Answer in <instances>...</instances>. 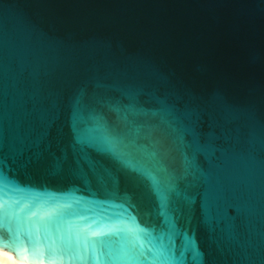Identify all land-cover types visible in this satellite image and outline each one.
Returning a JSON list of instances; mask_svg holds the SVG:
<instances>
[{
  "label": "water",
  "instance_id": "obj_1",
  "mask_svg": "<svg viewBox=\"0 0 264 264\" xmlns=\"http://www.w3.org/2000/svg\"><path fill=\"white\" fill-rule=\"evenodd\" d=\"M0 170L17 258L264 264V0H0Z\"/></svg>",
  "mask_w": 264,
  "mask_h": 264
},
{
  "label": "snow or ice",
  "instance_id": "obj_2",
  "mask_svg": "<svg viewBox=\"0 0 264 264\" xmlns=\"http://www.w3.org/2000/svg\"><path fill=\"white\" fill-rule=\"evenodd\" d=\"M83 128H84L83 125H78L74 133V135L77 137V142L82 146V148H87L89 146H95L102 151H107L115 155V149L113 147V142L110 136H108L109 137L108 141H103V142L90 141L87 138L80 137V132L83 130ZM123 163L125 164L126 167L139 172L141 175L145 176L152 182L154 192L161 198L162 207L166 209L168 199L173 189L169 188L164 182H162L155 175L154 171L151 168L139 163L137 160L124 158ZM169 229L172 231L173 234L176 231L175 227L171 224L169 225ZM163 251L166 254L163 257L164 264H185L182 256L176 257V256L169 255V253L171 252V241L169 242L168 245L163 246Z\"/></svg>",
  "mask_w": 264,
  "mask_h": 264
},
{
  "label": "bare ground",
  "instance_id": "obj_3",
  "mask_svg": "<svg viewBox=\"0 0 264 264\" xmlns=\"http://www.w3.org/2000/svg\"><path fill=\"white\" fill-rule=\"evenodd\" d=\"M0 264H34L27 260L17 258L12 251L0 248Z\"/></svg>",
  "mask_w": 264,
  "mask_h": 264
}]
</instances>
